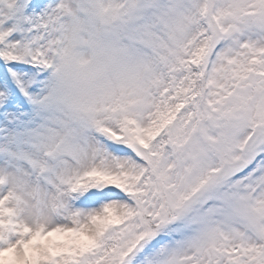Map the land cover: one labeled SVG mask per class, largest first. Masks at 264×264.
<instances>
[{"label":"snow or ice","instance_id":"1","mask_svg":"<svg viewBox=\"0 0 264 264\" xmlns=\"http://www.w3.org/2000/svg\"><path fill=\"white\" fill-rule=\"evenodd\" d=\"M0 264H264V0H0Z\"/></svg>","mask_w":264,"mask_h":264}]
</instances>
